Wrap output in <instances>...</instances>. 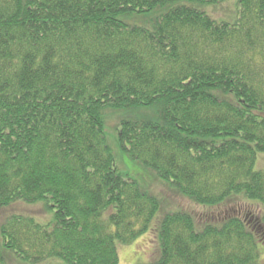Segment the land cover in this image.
Segmentation results:
<instances>
[{
    "label": "trees",
    "instance_id": "trees-1",
    "mask_svg": "<svg viewBox=\"0 0 264 264\" xmlns=\"http://www.w3.org/2000/svg\"><path fill=\"white\" fill-rule=\"evenodd\" d=\"M42 201L45 223L21 212ZM129 245L137 264H264V0H0V264Z\"/></svg>",
    "mask_w": 264,
    "mask_h": 264
},
{
    "label": "rangeland",
    "instance_id": "rangeland-1",
    "mask_svg": "<svg viewBox=\"0 0 264 264\" xmlns=\"http://www.w3.org/2000/svg\"><path fill=\"white\" fill-rule=\"evenodd\" d=\"M219 19H223V17H219ZM224 19L228 21L232 20V18L230 19L224 18ZM104 114L106 119V135L108 138V143L113 151V154L115 155L117 166L122 172L126 173L130 178L136 179L142 185L144 182H147L145 176L148 175L149 173L150 176L149 175L148 176L151 177L153 175V171L146 169L143 166L132 161L127 156V154L122 151V148L118 140L119 123L117 121V116L120 113L115 110L106 109L104 111ZM152 180H150V182ZM161 184L163 183L161 182ZM152 187L154 190H161L162 188L160 183H156V182L152 183ZM25 205H26L25 209H23L21 212L25 214L33 215V217H35L40 222L45 223L47 220H50L53 217L52 215L53 213L46 208V203L44 201L38 202L36 204H25ZM119 254H120V258L122 257L121 264H137V263L145 262V257L141 253L138 255H134L133 257L131 245L120 246Z\"/></svg>",
    "mask_w": 264,
    "mask_h": 264
}]
</instances>
